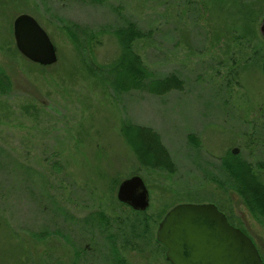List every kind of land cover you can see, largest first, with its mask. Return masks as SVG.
Instances as JSON below:
<instances>
[{
  "label": "rangeland",
  "instance_id": "obj_1",
  "mask_svg": "<svg viewBox=\"0 0 264 264\" xmlns=\"http://www.w3.org/2000/svg\"><path fill=\"white\" fill-rule=\"evenodd\" d=\"M22 13L48 32L55 63L17 49ZM124 17L149 33L134 45L145 64L182 78L180 90L117 92L88 74L64 24L95 32V62L107 65ZM263 17L264 0H0V264H170L156 230L183 202L214 203L264 259V218L248 212L220 165L233 148L264 163ZM124 121L159 134L173 173L139 163ZM133 175L149 193L143 211L117 199Z\"/></svg>",
  "mask_w": 264,
  "mask_h": 264
},
{
  "label": "trees",
  "instance_id": "obj_2",
  "mask_svg": "<svg viewBox=\"0 0 264 264\" xmlns=\"http://www.w3.org/2000/svg\"><path fill=\"white\" fill-rule=\"evenodd\" d=\"M75 1L92 4L104 2V0ZM83 30L84 27L77 23L64 24V32L74 46L82 65L99 83L107 84L117 92L140 90L157 95L172 89L180 90L183 87L182 78L175 74L157 76L134 49L135 42L149 34L134 19L124 17L121 24L111 30V34L118 43L119 51L115 59L107 65L95 62V45L100 43L97 34L91 30ZM260 64L264 74V56L261 57ZM2 82L0 78V91L4 92ZM120 132L141 165L152 169H164L170 173L175 171L170 152L162 144L159 134L153 128L124 121ZM190 138L198 144L193 136ZM146 141L152 144L155 150H150L149 146H146ZM220 165L227 176L228 186L240 196L248 212L256 219L264 218V183L255 171V168L264 169V163L260 161L251 163L230 152L228 159L222 158ZM97 216L98 219L104 218L101 214ZM122 262L123 260H120V263Z\"/></svg>",
  "mask_w": 264,
  "mask_h": 264
},
{
  "label": "water",
  "instance_id": "obj_3",
  "mask_svg": "<svg viewBox=\"0 0 264 264\" xmlns=\"http://www.w3.org/2000/svg\"><path fill=\"white\" fill-rule=\"evenodd\" d=\"M259 33L264 39V17ZM26 13L13 21L15 44L21 55L40 65L57 61L56 48L49 35ZM237 149L233 148L232 153ZM117 199L135 210H145L149 193L139 175L119 183ZM156 239L164 245L170 264H264L253 240L232 225L214 203H178L158 224Z\"/></svg>",
  "mask_w": 264,
  "mask_h": 264
}]
</instances>
